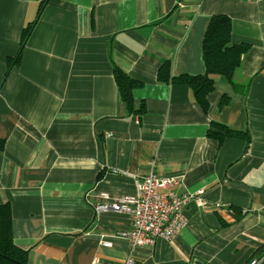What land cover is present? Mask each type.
<instances>
[{
    "label": "crops",
    "instance_id": "1",
    "mask_svg": "<svg viewBox=\"0 0 264 264\" xmlns=\"http://www.w3.org/2000/svg\"><path fill=\"white\" fill-rule=\"evenodd\" d=\"M219 14L250 49L206 113L187 85L157 77L165 61L172 76L205 73L202 41ZM111 57L143 83V113L122 101ZM213 123L250 142L219 146ZM0 139V205L31 264H246L264 245V0H0ZM152 166L208 205L188 204L174 240L132 252L120 237L131 217L102 210L101 195H135L125 173Z\"/></svg>",
    "mask_w": 264,
    "mask_h": 264
},
{
    "label": "trees",
    "instance_id": "2",
    "mask_svg": "<svg viewBox=\"0 0 264 264\" xmlns=\"http://www.w3.org/2000/svg\"><path fill=\"white\" fill-rule=\"evenodd\" d=\"M44 4L40 7L39 15ZM35 22L26 26L22 33L20 52L17 57L9 58V69L20 63L21 52L26 44ZM232 19L225 14L213 15L210 18L206 33L202 41V56L205 64V73L199 76L186 74L172 76L171 61H165L158 70V81L161 83L185 84L193 90L197 103L204 112L209 111L208 96L216 89L219 77L232 83L235 72L240 68L244 55L249 51L247 43L234 44L232 41ZM114 77L117 83L120 97L132 113H143L142 108L136 109L134 90L143 86V83L130 77L129 74L118 66L111 57ZM227 101L224 97L222 104ZM208 137L216 140L219 146L229 137H240L250 142L246 132L234 131L220 123H213L208 131ZM5 140L0 139V152L4 150ZM29 251L18 247L13 238V217L10 202L0 205V264H31ZM252 257H264V245L260 247Z\"/></svg>",
    "mask_w": 264,
    "mask_h": 264
},
{
    "label": "built area",
    "instance_id": "3",
    "mask_svg": "<svg viewBox=\"0 0 264 264\" xmlns=\"http://www.w3.org/2000/svg\"><path fill=\"white\" fill-rule=\"evenodd\" d=\"M125 174L134 179L136 194L112 199L110 195L104 193L101 197L110 202L102 205L101 209L124 213L131 217L130 226L122 229L120 237L130 243L132 252L138 248L154 247L161 238L174 240L187 226L185 209L188 204L195 202L199 207L208 205L202 192L183 194L176 192L177 179L159 174L153 166L142 175ZM214 207L219 209L223 205L216 203ZM262 259L252 257L246 264H260ZM126 264H136L134 257H129Z\"/></svg>",
    "mask_w": 264,
    "mask_h": 264
},
{
    "label": "water",
    "instance_id": "4",
    "mask_svg": "<svg viewBox=\"0 0 264 264\" xmlns=\"http://www.w3.org/2000/svg\"><path fill=\"white\" fill-rule=\"evenodd\" d=\"M194 264H204V262L200 261V260H197V261L194 262ZM260 264H264V257H263L262 261L260 262Z\"/></svg>",
    "mask_w": 264,
    "mask_h": 264
},
{
    "label": "rangeland",
    "instance_id": "5",
    "mask_svg": "<svg viewBox=\"0 0 264 264\" xmlns=\"http://www.w3.org/2000/svg\"><path fill=\"white\" fill-rule=\"evenodd\" d=\"M109 195V194H108ZM129 196H131V195H129Z\"/></svg>",
    "mask_w": 264,
    "mask_h": 264
}]
</instances>
